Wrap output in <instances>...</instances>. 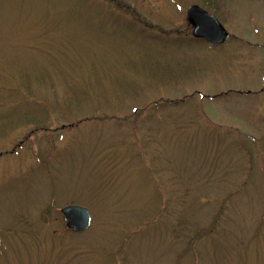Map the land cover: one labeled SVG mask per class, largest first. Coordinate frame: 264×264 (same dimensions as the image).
<instances>
[{
	"label": "rangeland",
	"instance_id": "374dc122",
	"mask_svg": "<svg viewBox=\"0 0 264 264\" xmlns=\"http://www.w3.org/2000/svg\"><path fill=\"white\" fill-rule=\"evenodd\" d=\"M0 264H264V0H0Z\"/></svg>",
	"mask_w": 264,
	"mask_h": 264
},
{
	"label": "water",
	"instance_id": "95a60500",
	"mask_svg": "<svg viewBox=\"0 0 264 264\" xmlns=\"http://www.w3.org/2000/svg\"><path fill=\"white\" fill-rule=\"evenodd\" d=\"M187 21L192 28L195 39L203 40L214 46H222L230 38L229 33L219 20L199 6L187 9ZM65 226L74 233L80 234L90 229L92 215L90 211L80 206H67L61 211Z\"/></svg>",
	"mask_w": 264,
	"mask_h": 264
},
{
	"label": "flooded vegetation",
	"instance_id": "af4514ba",
	"mask_svg": "<svg viewBox=\"0 0 264 264\" xmlns=\"http://www.w3.org/2000/svg\"><path fill=\"white\" fill-rule=\"evenodd\" d=\"M194 40H198V39H194ZM198 41H201V40H198Z\"/></svg>",
	"mask_w": 264,
	"mask_h": 264
}]
</instances>
